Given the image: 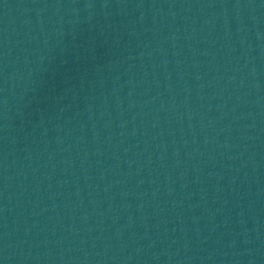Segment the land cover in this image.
Here are the masks:
<instances>
[{
    "label": "water",
    "instance_id": "water-1",
    "mask_svg": "<svg viewBox=\"0 0 264 264\" xmlns=\"http://www.w3.org/2000/svg\"><path fill=\"white\" fill-rule=\"evenodd\" d=\"M0 264H264V0H0Z\"/></svg>",
    "mask_w": 264,
    "mask_h": 264
}]
</instances>
